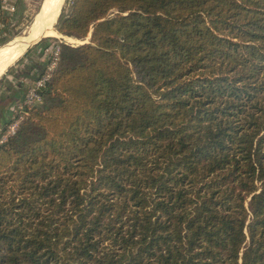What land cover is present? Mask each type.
Listing matches in <instances>:
<instances>
[{
	"label": "trees",
	"instance_id": "1",
	"mask_svg": "<svg viewBox=\"0 0 264 264\" xmlns=\"http://www.w3.org/2000/svg\"><path fill=\"white\" fill-rule=\"evenodd\" d=\"M57 28L92 37L1 128L0 264H264V0H73Z\"/></svg>",
	"mask_w": 264,
	"mask_h": 264
},
{
	"label": "rangeland",
	"instance_id": "2",
	"mask_svg": "<svg viewBox=\"0 0 264 264\" xmlns=\"http://www.w3.org/2000/svg\"><path fill=\"white\" fill-rule=\"evenodd\" d=\"M43 2L44 0H0V45L5 44L6 42L15 41L19 38H22L23 36H28V32L36 28L38 14L42 8ZM72 3L73 0L64 1L63 7L60 11L59 19L61 16L64 17L70 12ZM72 39L73 40L65 37L52 36L49 38V36H44V38L34 41L35 43L32 42L33 45H31V43V46L26 49L27 51H24V55L22 54L23 56L21 55L18 58L19 60H16L17 62H13L16 63L9 67V70L5 72L6 74L4 77H6L10 71L13 73L17 71L16 74L22 73V69H25L31 65H35V67L38 68V70L41 72L39 74L40 77L45 76L50 72L53 73L60 64L59 60L54 67L51 66L52 52L56 51L57 47H60L61 52L62 43H68L69 45H79L80 43L87 41L85 39L83 40L74 37H72ZM30 59H32L33 63L30 61ZM42 103L43 99L41 97V99L34 102L32 106L41 105ZM21 120L22 119H19V124L16 130L20 127ZM8 135H10L9 131H7V133L4 135V138H7Z\"/></svg>",
	"mask_w": 264,
	"mask_h": 264
},
{
	"label": "bare ground",
	"instance_id": "3",
	"mask_svg": "<svg viewBox=\"0 0 264 264\" xmlns=\"http://www.w3.org/2000/svg\"><path fill=\"white\" fill-rule=\"evenodd\" d=\"M64 1L44 0L38 14L36 28L30 30L27 34L28 36H23L12 42L10 41L0 48V77L28 47L33 45L32 42L42 39L44 36L65 37L73 40L72 38L61 35L57 31V23Z\"/></svg>",
	"mask_w": 264,
	"mask_h": 264
},
{
	"label": "crops",
	"instance_id": "4",
	"mask_svg": "<svg viewBox=\"0 0 264 264\" xmlns=\"http://www.w3.org/2000/svg\"><path fill=\"white\" fill-rule=\"evenodd\" d=\"M30 61H32V59H30ZM16 72L17 71L13 73L10 71V73L4 77L2 82H0V131L6 121L13 119L17 115V112L22 105L21 101L25 92L24 90L27 87H31L35 83V79L38 77L39 73H41L35 65L22 69V73L16 74Z\"/></svg>",
	"mask_w": 264,
	"mask_h": 264
},
{
	"label": "built area",
	"instance_id": "5",
	"mask_svg": "<svg viewBox=\"0 0 264 264\" xmlns=\"http://www.w3.org/2000/svg\"><path fill=\"white\" fill-rule=\"evenodd\" d=\"M1 27V24H0ZM59 55H60V47H57L56 51L52 52V64L51 66H55L57 64V62L59 61ZM52 76V72L48 73L45 76H42L41 78H39L34 85H32L26 95H25V103L32 105L34 104V102H36L37 100L41 99V96L39 94V89L41 87H43L45 85V83L51 78ZM19 124V120H16L15 122H13L12 124L9 125V129L7 131H9V134L14 133L17 126ZM6 140V138H2V141Z\"/></svg>",
	"mask_w": 264,
	"mask_h": 264
},
{
	"label": "water",
	"instance_id": "6",
	"mask_svg": "<svg viewBox=\"0 0 264 264\" xmlns=\"http://www.w3.org/2000/svg\"><path fill=\"white\" fill-rule=\"evenodd\" d=\"M57 31L59 32V30H58V28H57ZM60 33V32H59ZM60 34H62V33H60ZM62 35H64V34H62ZM67 36V35H66ZM49 37H51V36H49ZM67 37H70V36H67ZM91 37H92V31L89 33V35H88V37L85 39V40H87V41H84V42H82V43H80V44H85V43H89L90 42V39H91ZM84 40V39H83ZM9 42H6L5 44H3V45H0V48L2 47V46H4V45H6V44H8ZM9 70V68L7 69V71ZM5 74V73H4ZM3 74V75H4ZM2 75V76H3ZM1 76V77H2ZM0 77V78H1Z\"/></svg>",
	"mask_w": 264,
	"mask_h": 264
}]
</instances>
